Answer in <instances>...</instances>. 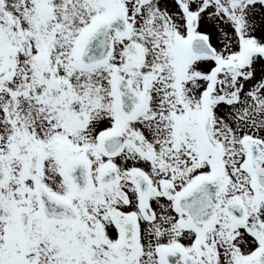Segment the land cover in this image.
<instances>
[{"label":"snow or ice","instance_id":"6c2138e0","mask_svg":"<svg viewBox=\"0 0 264 264\" xmlns=\"http://www.w3.org/2000/svg\"><path fill=\"white\" fill-rule=\"evenodd\" d=\"M0 264H264V0H0Z\"/></svg>","mask_w":264,"mask_h":264}]
</instances>
